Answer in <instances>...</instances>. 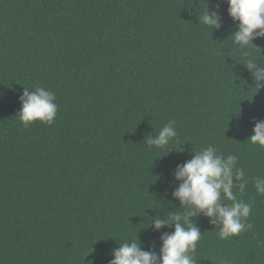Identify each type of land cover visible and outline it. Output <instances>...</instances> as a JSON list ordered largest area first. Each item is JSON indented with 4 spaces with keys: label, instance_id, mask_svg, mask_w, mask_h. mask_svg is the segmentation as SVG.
<instances>
[{
    "label": "trees",
    "instance_id": "16d2710c",
    "mask_svg": "<svg viewBox=\"0 0 264 264\" xmlns=\"http://www.w3.org/2000/svg\"><path fill=\"white\" fill-rule=\"evenodd\" d=\"M207 7L222 25L199 17ZM227 0H0V264H109L119 243L159 252L154 218L182 212L172 192L177 165L212 145L237 155L254 227L202 236L197 264H264V148L251 144L264 120L238 46ZM251 59L264 66V38ZM56 96L50 125L16 116L25 87ZM169 121L178 136L152 148ZM183 151L175 150L177 143ZM231 203V202H229ZM138 242V241H137Z\"/></svg>",
    "mask_w": 264,
    "mask_h": 264
},
{
    "label": "clouds",
    "instance_id": "9594fccd",
    "mask_svg": "<svg viewBox=\"0 0 264 264\" xmlns=\"http://www.w3.org/2000/svg\"><path fill=\"white\" fill-rule=\"evenodd\" d=\"M227 4L228 15L233 22H237V30L232 33L231 41L238 46L245 61L243 63L251 72L258 90L264 82V66L250 58L249 48H256L253 41L264 38V0H227ZM199 20L201 25L211 31L222 25L218 13L209 11L207 7ZM28 89L25 87L19 97L21 108L16 116L24 126L37 121L52 124L58 107L55 94L39 86L31 91ZM174 125L175 121H169L154 138L147 137L149 149L164 148L175 140L178 133ZM252 132L247 141L264 148V120L254 121ZM183 144L177 143L173 148L182 152ZM193 153L191 159L177 165L174 173L180 183L172 196L179 201L184 211L175 212L170 218L161 219L157 216L151 224L157 231L169 225L174 229L162 233L159 252L144 250L136 238L119 243V247L113 250V259L109 264H197L192 254L196 251L202 233L193 218L200 214L209 218L215 227L219 226L217 234L221 239L238 236L254 227L247 220L252 203L238 199L233 191L238 188L243 193L248 183L245 172L237 167L239 157H225L212 145ZM254 187L258 194L264 195V176L254 178ZM221 264H230V261L222 260Z\"/></svg>",
    "mask_w": 264,
    "mask_h": 264
}]
</instances>
